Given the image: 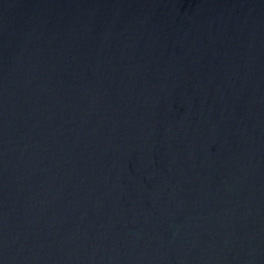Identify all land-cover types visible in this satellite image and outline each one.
Listing matches in <instances>:
<instances>
[{
	"label": "water",
	"instance_id": "obj_1",
	"mask_svg": "<svg viewBox=\"0 0 264 264\" xmlns=\"http://www.w3.org/2000/svg\"><path fill=\"white\" fill-rule=\"evenodd\" d=\"M0 264H264V0H0Z\"/></svg>",
	"mask_w": 264,
	"mask_h": 264
}]
</instances>
